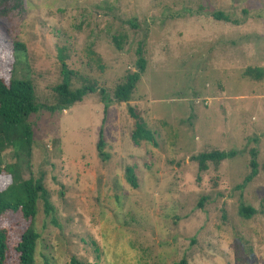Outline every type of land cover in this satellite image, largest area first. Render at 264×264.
Wrapping results in <instances>:
<instances>
[{
  "label": "rangeland",
  "instance_id": "1",
  "mask_svg": "<svg viewBox=\"0 0 264 264\" xmlns=\"http://www.w3.org/2000/svg\"><path fill=\"white\" fill-rule=\"evenodd\" d=\"M13 40L25 47L15 77L31 81L40 104L54 103L62 64L72 88L95 87L67 110L30 117V157L2 153L20 181L42 178L54 207L46 215L38 202L36 264H264V0H25L21 16L0 19L4 77ZM138 48L145 71L131 100L115 102ZM248 67L263 77L244 76ZM129 106L156 145L133 146ZM101 128L107 160L96 151ZM250 149L258 174L239 188ZM211 151L237 155L198 172L191 157ZM133 166L137 188L126 181ZM241 205L255 213L245 219ZM18 217L0 216L9 264L28 225Z\"/></svg>",
  "mask_w": 264,
  "mask_h": 264
},
{
  "label": "trees",
  "instance_id": "2",
  "mask_svg": "<svg viewBox=\"0 0 264 264\" xmlns=\"http://www.w3.org/2000/svg\"><path fill=\"white\" fill-rule=\"evenodd\" d=\"M25 9V0H0V19H11L13 14L21 16ZM216 20L229 22V18L221 13H213ZM237 24V23H236ZM113 40L118 41L115 37ZM121 41V40H120ZM117 48L121 50V47ZM25 54L24 45L13 40L12 43V64L8 77H4L1 62L7 60V56L0 54V177L9 174V183L0 180V216L7 213L12 217H21L28 225L19 233V242L13 248L17 255L16 264H36L35 253L37 241L40 237L35 228L34 222L38 215V202H43V209L46 215L54 211L50 202L49 194L42 178L28 179L20 181L14 166L2 165V153L12 149L17 156L20 153L30 157L33 142V130L30 124V117L46 110L51 114L60 113L69 109L76 103H80L84 97L95 92L94 84L85 81L78 88H72V77L74 72L69 70L65 64L61 66V82L53 88L55 101L52 105L40 104L35 95L34 86L28 79H17L15 77V66L19 62V55ZM137 71L129 73L123 82L119 83L113 91V100L118 103H126L131 100L132 94L145 71L146 61L142 56L140 48L136 50ZM244 76L254 80H260L263 77L262 69L246 68ZM104 90H100L102 100H104V115L109 105L110 99L105 97ZM126 112L133 121V130L130 133V140L133 146L138 147L142 142L156 145L155 133L145 124L141 113L134 107H127ZM105 139L102 128L99 131L96 142L97 156L103 160L109 157L104 153ZM236 151H211L192 156L191 160L197 162L198 172H205L208 169V163L218 165L225 160H231L236 157ZM249 170L250 172L244 178L239 188H243L250 183L258 174V165L256 162L257 151H249ZM126 181L137 188V178L134 173V166L127 167L125 170ZM7 179V178H6ZM255 211L251 207L241 205L239 214L245 219H249ZM18 217V218H19ZM19 228L20 225L16 224ZM9 230L0 228V264H9L10 245ZM71 264H87L75 258L71 259ZM173 264H187L185 259H181Z\"/></svg>",
  "mask_w": 264,
  "mask_h": 264
}]
</instances>
